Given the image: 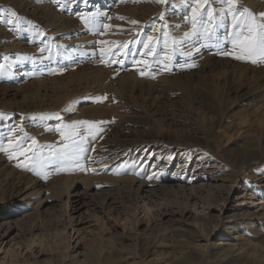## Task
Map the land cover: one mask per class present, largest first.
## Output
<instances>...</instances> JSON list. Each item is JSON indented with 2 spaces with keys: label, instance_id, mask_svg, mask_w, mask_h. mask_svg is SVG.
Returning a JSON list of instances; mask_svg holds the SVG:
<instances>
[{
  "label": "rangeland",
  "instance_id": "1",
  "mask_svg": "<svg viewBox=\"0 0 264 264\" xmlns=\"http://www.w3.org/2000/svg\"><path fill=\"white\" fill-rule=\"evenodd\" d=\"M245 8L264 22V0H0V264L264 257V56L236 58Z\"/></svg>",
  "mask_w": 264,
  "mask_h": 264
},
{
  "label": "snow or ice",
  "instance_id": "2",
  "mask_svg": "<svg viewBox=\"0 0 264 264\" xmlns=\"http://www.w3.org/2000/svg\"><path fill=\"white\" fill-rule=\"evenodd\" d=\"M158 2H163V0H158ZM203 2L207 3V0H203ZM227 2L231 7L236 3V0H227ZM195 11L196 10L193 9L194 13ZM236 14L243 17V19L240 20L238 24L239 31L235 34L234 37V43L239 42L242 54L241 56H237L236 58L241 59L243 54L251 56L255 53L264 56V22L257 24L256 17L247 8L243 10L237 9ZM236 14H234V26L236 24ZM11 15L15 17L17 14L15 12H12ZM208 15L209 17H211L210 12L208 13ZM260 17L262 18V20H264V13H261ZM11 22L12 21L9 20V23ZM132 23L135 24L137 23V21H132ZM193 26H195V22ZM145 47H147V45H145ZM149 52H151V49H149ZM252 62L255 63L256 61L252 60Z\"/></svg>",
  "mask_w": 264,
  "mask_h": 264
},
{
  "label": "bare ground",
  "instance_id": "3",
  "mask_svg": "<svg viewBox=\"0 0 264 264\" xmlns=\"http://www.w3.org/2000/svg\"><path fill=\"white\" fill-rule=\"evenodd\" d=\"M241 197H244V195H239V197L238 198H241ZM71 198H72V194L69 196V198H68V201H67V206H69V207H71V209H77V207H75V205L73 204V202H72V200H71ZM250 199L252 200V202L253 201H255L254 199V196H250ZM85 204H84V202L82 203V204H79L78 206H79V209H81V207H85L84 206ZM79 212H81V210L79 211ZM78 212V213H79ZM90 217H91V214H90ZM23 221V219L21 218V222ZM14 231V227H13V225H11V223L9 224V225H7V227H0V238H8V237H10L11 236V234H12V232ZM58 232V234H60V235H62L61 236V238L55 243V244H58L59 245V247L60 246H63V250H68L69 249V246H68V244H66L67 243V241H68V239H67V237H66V235H64V234H62V231L61 230H57ZM59 231H61V232H59ZM25 242H26V248L27 249H30L32 252V254H34V246L35 245H38V244H41V241L39 240V239H37V238H31V239H29V240H25ZM224 249V251L226 252L225 254H224V258L223 259H220V257H216L215 255H213L212 257L213 258H218V261H216V262H218L219 264H220V262H222V261H226L227 259H228V263L227 264H236L235 262H238L237 264H240V263H242V261H240L241 260V258L243 257L242 255H240V254H238V252L236 253L235 251L236 250H234V251H232V250H228L226 247L225 248H223ZM214 252V251H213ZM252 252H254V254H253V257H250V259L249 258H247V260H246V262L244 263L243 262V264H264V257H262L261 256V252L259 253V251L256 249V247H253V249H252ZM263 252V251H262ZM218 253H219V251H218ZM217 253V254H218ZM60 255H62V254H60ZM60 255L57 257V258H60ZM220 255V254H219ZM246 256V255H245ZM67 258V257H66ZM180 258V257H179ZM245 258V257H244ZM70 262H72L73 263V259L74 258H72L71 256H70ZM158 259V258H157ZM199 259H200V262H199V264H203L205 261V255H201L200 257H199ZM230 259V260H229ZM60 259H58V261H59ZM176 260H178L179 261V259L177 258ZM181 260H183V258L181 259ZM177 261V262H178ZM224 261V262H225ZM239 261H240V263H239ZM39 262H37V261H35V263L33 262V264H38ZM63 263H64V261H63ZM165 263V262H164ZM49 264H52V263H49ZM65 264V263H64ZM169 264V263H168Z\"/></svg>",
  "mask_w": 264,
  "mask_h": 264
}]
</instances>
